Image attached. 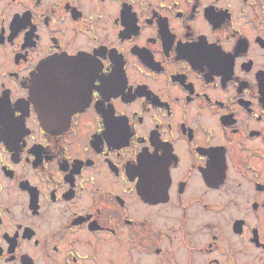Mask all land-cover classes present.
<instances>
[{"label": "flooded vegetation", "instance_id": "obj_1", "mask_svg": "<svg viewBox=\"0 0 264 264\" xmlns=\"http://www.w3.org/2000/svg\"><path fill=\"white\" fill-rule=\"evenodd\" d=\"M0 264H264V0H0Z\"/></svg>", "mask_w": 264, "mask_h": 264}, {"label": "rangeland", "instance_id": "obj_2", "mask_svg": "<svg viewBox=\"0 0 264 264\" xmlns=\"http://www.w3.org/2000/svg\"><path fill=\"white\" fill-rule=\"evenodd\" d=\"M127 257H128V255H127ZM142 262H145L144 259L142 260Z\"/></svg>", "mask_w": 264, "mask_h": 264}]
</instances>
